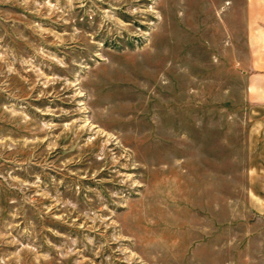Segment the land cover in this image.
Masks as SVG:
<instances>
[{
	"label": "rangeland",
	"instance_id": "374dc122",
	"mask_svg": "<svg viewBox=\"0 0 264 264\" xmlns=\"http://www.w3.org/2000/svg\"><path fill=\"white\" fill-rule=\"evenodd\" d=\"M246 25V0H0V264H264Z\"/></svg>",
	"mask_w": 264,
	"mask_h": 264
},
{
	"label": "crops",
	"instance_id": "0c3cea01",
	"mask_svg": "<svg viewBox=\"0 0 264 264\" xmlns=\"http://www.w3.org/2000/svg\"><path fill=\"white\" fill-rule=\"evenodd\" d=\"M247 56L242 63H251L250 95L264 102V0H246Z\"/></svg>",
	"mask_w": 264,
	"mask_h": 264
}]
</instances>
